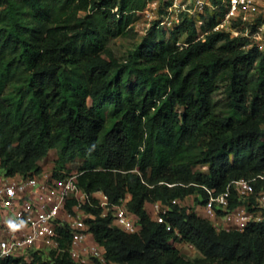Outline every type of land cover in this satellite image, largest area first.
<instances>
[{"label":"trees","instance_id":"16d2710c","mask_svg":"<svg viewBox=\"0 0 264 264\" xmlns=\"http://www.w3.org/2000/svg\"><path fill=\"white\" fill-rule=\"evenodd\" d=\"M144 3L0 0V173H40L54 149L53 177L80 157L82 190H100L110 204L128 195L125 206L140 224L134 233L101 216L94 198L83 205L93 215L92 239L104 248L100 264H264V220L217 230L197 210L205 188L217 194L264 170V52L223 32L202 41L184 18L159 29L156 41L153 25L120 61L109 42L133 31ZM192 195L194 210L180 204ZM156 200L168 206L161 221L147 208ZM238 203L231 190L227 208ZM57 231L59 251L29 250L0 264H79L66 250L67 226ZM180 243L198 255L186 258Z\"/></svg>","mask_w":264,"mask_h":264},{"label":"built area","instance_id":"2783aa9c","mask_svg":"<svg viewBox=\"0 0 264 264\" xmlns=\"http://www.w3.org/2000/svg\"><path fill=\"white\" fill-rule=\"evenodd\" d=\"M145 20L143 32L155 29L173 30L184 19L192 20L198 39L204 41L209 32L228 33L243 39L242 48H256L264 52V0H145L134 12ZM209 18L214 22L205 29ZM137 32V22H132ZM77 174L56 178L51 173L6 176L0 173V259L9 256L26 258L29 250H60L58 226L66 225L70 241L68 256L79 264L105 262L104 248L92 239L83 205L94 198L92 206L101 208V216L110 215L111 224L123 232L140 229L137 216L130 213L125 202L110 204L102 191L91 194L77 183ZM256 179H264V170L253 178L231 181L220 193L205 188L207 197L200 208L208 220L220 219V229L242 231L249 222L264 220V187L254 188ZM231 190L239 202L228 209ZM72 202L70 210L66 203ZM172 199L171 203H178ZM152 219L161 221L168 206L159 200L149 202ZM220 210L222 214H218ZM169 230V225H166Z\"/></svg>","mask_w":264,"mask_h":264},{"label":"rangeland","instance_id":"374dc122","mask_svg":"<svg viewBox=\"0 0 264 264\" xmlns=\"http://www.w3.org/2000/svg\"><path fill=\"white\" fill-rule=\"evenodd\" d=\"M134 21L135 23L137 22V27H136L137 32L133 30L131 32H128L126 35L113 38L109 42L110 48L113 50L117 59L120 61H124L125 59H127V57L132 52V50L137 45V43L141 40L143 36H145V33H141L143 32L142 28L144 27V24H145L144 18L137 17L134 15L132 22ZM159 37H160V32H159V29H157V31L154 33L152 37V41L158 40ZM214 99L217 102H219V104H222V102L224 101V96H223L222 91L216 92L214 94ZM55 158H56V151L54 149H51L48 152V154L44 158L41 159L40 165L42 167L43 172L48 173V174L52 172L53 162ZM81 164H82V158L76 157L73 161H71L67 165V168L62 172V174L63 175L77 174L79 172V168ZM195 168L201 169L203 171L206 170L205 165H198ZM197 203H198L197 199L195 198L194 195H192L187 198L186 202L180 203V204L181 205L188 204V206H190V209L194 210L196 209ZM147 208L149 210L150 216L152 217L150 208L149 207ZM197 210L198 212L200 211V209H197ZM210 222L215 224V218L214 220H211ZM215 226L217 230L220 229L219 225H215ZM176 246L179 248L181 254L185 256L186 258H193L196 255H198L196 249L187 243L176 244Z\"/></svg>","mask_w":264,"mask_h":264},{"label":"crops","instance_id":"0c3cea01","mask_svg":"<svg viewBox=\"0 0 264 264\" xmlns=\"http://www.w3.org/2000/svg\"><path fill=\"white\" fill-rule=\"evenodd\" d=\"M42 171H43V170H42ZM198 208H199V209H200V211H201V208H200V207H198ZM215 222H216L217 224H219V225L221 224V220H220L219 218H218V219H216V220H215Z\"/></svg>","mask_w":264,"mask_h":264}]
</instances>
